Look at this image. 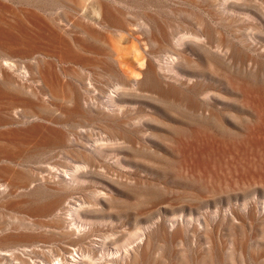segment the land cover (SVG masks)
Wrapping results in <instances>:
<instances>
[{"label": "rangeland", "instance_id": "374dc122", "mask_svg": "<svg viewBox=\"0 0 264 264\" xmlns=\"http://www.w3.org/2000/svg\"><path fill=\"white\" fill-rule=\"evenodd\" d=\"M264 264V0H0V264Z\"/></svg>", "mask_w": 264, "mask_h": 264}, {"label": "bare ground", "instance_id": "6f19581e", "mask_svg": "<svg viewBox=\"0 0 264 264\" xmlns=\"http://www.w3.org/2000/svg\"><path fill=\"white\" fill-rule=\"evenodd\" d=\"M57 264H59V263H57Z\"/></svg>", "mask_w": 264, "mask_h": 264}]
</instances>
